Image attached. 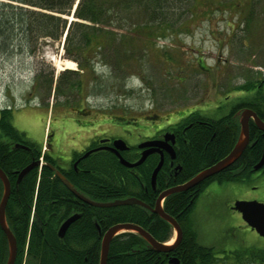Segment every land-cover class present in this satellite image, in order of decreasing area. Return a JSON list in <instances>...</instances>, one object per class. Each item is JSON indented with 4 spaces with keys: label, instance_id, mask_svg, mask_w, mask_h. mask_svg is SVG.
<instances>
[{
    "label": "trees",
    "instance_id": "16d2710c",
    "mask_svg": "<svg viewBox=\"0 0 264 264\" xmlns=\"http://www.w3.org/2000/svg\"><path fill=\"white\" fill-rule=\"evenodd\" d=\"M186 2L190 4L191 0H0V55L21 52L33 56L40 51V39L57 41L64 36V54L77 62L80 71L94 69V62L106 59L109 54L114 68L123 70L135 54L144 53L133 42L144 43L149 40L145 38L166 35L182 20L183 14L178 8ZM260 11L261 18L245 19L242 28L245 34L255 36L264 28V8ZM160 28L164 31L158 34L156 29ZM260 36L256 35L253 40H259ZM255 83L249 80L242 88L250 90ZM191 119L184 149L178 154L180 170L171 175L164 165L155 189L150 178L158 158L153 155L141 166L127 169L110 154L94 153L78 163V172L62 171L63 175L91 200L108 202L134 197L153 206L159 191L182 184L214 165L230 152L237 139V128L228 118L208 120L197 115ZM16 144L31 150L15 147ZM252 151L258 155L260 144ZM41 156L39 148L13 126L11 109L2 111L0 169L11 185L5 216L16 240L14 264H99L102 236L117 223L139 225L161 243L172 236V227L166 221L140 206L96 208L83 203L47 166L34 168L17 181L18 173ZM124 158L133 161L136 155ZM44 161L55 164L47 156ZM194 190L174 193L164 200L165 213L183 228L189 225V214L201 189ZM1 194L0 182V198ZM73 214L79 217L60 238L57 234L60 225ZM171 254L180 264L219 262L212 250L198 246L187 235ZM163 256L153 251L137 233L124 232L112 239L106 264H164ZM7 258V240L0 228V264H6Z\"/></svg>",
    "mask_w": 264,
    "mask_h": 264
},
{
    "label": "rangeland",
    "instance_id": "374dc122",
    "mask_svg": "<svg viewBox=\"0 0 264 264\" xmlns=\"http://www.w3.org/2000/svg\"><path fill=\"white\" fill-rule=\"evenodd\" d=\"M255 1L184 3L178 8L182 20L166 35L133 42L144 53L135 54L123 70L114 68L109 54L94 62V69L80 71L64 54V36L40 39V51L33 56L2 54L0 108L11 109L13 126L37 147L48 146L60 166L68 164L85 140L105 130L146 136V130L124 123L117 131L109 129L117 116L143 120L154 132L166 119L186 116L197 106L209 104L199 113L219 118L247 96L248 89L242 88L247 81L255 83L264 74V28L255 36L242 31L247 17L263 16L264 0ZM258 34L259 40H253ZM65 60L72 61L74 69L59 71ZM230 185L212 181L204 187L189 215L197 241L219 253L233 247L232 239L237 248H264V238L244 232L229 208L235 201L256 199Z\"/></svg>",
    "mask_w": 264,
    "mask_h": 264
},
{
    "label": "flooded vegetation",
    "instance_id": "af4514ba",
    "mask_svg": "<svg viewBox=\"0 0 264 264\" xmlns=\"http://www.w3.org/2000/svg\"><path fill=\"white\" fill-rule=\"evenodd\" d=\"M260 7L264 8V5H262ZM263 53H264V51H263ZM248 91H249L248 93H245L243 91V93L247 94V96L241 97V101L237 102V104L233 105L232 107L230 106V108L228 109V112H226L223 116H221L219 118H212L209 115L199 113L202 108H208L209 104L201 106V107L197 106V107L193 108L195 111H192L191 113H189L186 116H183V117L173 116L169 119H166L165 122H167V123L163 126V128L157 129L156 130L157 132L150 131V128L147 125L144 126V124L142 122L143 120L140 121V120H135V119H127V118H124L121 116L120 117L117 116L113 122L108 124L109 129H114L115 131H117V130H119L118 124L124 123L126 125H134V126H137V127H140L142 129L146 130L145 131L146 136L141 138L138 135H134V134H131L130 136L122 135L120 133L119 134H112V133H110L109 130H105V131H108L109 133H106L105 131H103L101 134L94 135L93 137L85 140L83 142L84 145H82L79 150L78 149L74 150L71 154V157L69 156L70 159H69L68 164H66V166H60L58 164L57 160L50 155V151H49L48 146L44 149L42 147H38V148L41 152V155H42L41 157H43V160H44V156L49 157V159H51L55 163L54 166L63 174L62 171H65L68 173H70L71 171L78 172V167H77L78 163L81 162L82 160L88 158L91 154H94V153L110 154L111 156L116 158V160L118 161L119 164H120L119 159H118L117 155L114 153V151H116L125 161H127V160L124 158V156L136 155L135 160L127 161L129 163H135L141 157V153L147 149V148H139L140 144L145 143V142H149V141H153V142L158 141V142H161L163 144V147L159 148L161 155H162V166H161L159 172L164 167V165H166L169 169V174L173 175V174H176L178 172V170H180V166H179L180 164L178 163V160H179L178 154H179L180 150L184 149V144L186 143V140H185L186 130L191 126V122H192L191 118H195L197 115H199V117H203V118H206L208 120L209 119L210 120H217L220 118H228L229 121L231 123H233V125L237 128V138H238V134L240 131L239 112L248 109L254 114V116L253 115L249 116V119H248V144L245 147V149L243 150V152L241 153V155L231 165H229L227 168H225L224 170H222L218 174L208 178L207 180L203 181L198 186H196L192 189H189L187 191H182V192L192 191L198 187L194 191L197 192L198 190L201 189L199 192L201 194L204 190V187L209 182L216 181L219 184L229 183V184H231L230 186L235 188L238 192L245 194V195H253L254 199H256V200H250V201H256L258 203L264 204V160L262 161L263 156H264V130H262L257 123V120H259V122L264 124V74L263 73L259 75V79H257V81L255 83V87L251 88ZM4 110H7V109L0 108V115H1V112ZM205 111H207V110H205ZM199 123H201V122H199ZM124 133H126V132H124ZM165 136H167L166 139H165ZM118 140H122L125 143L126 149H118L114 145V143ZM61 142H63V141H60L59 143H61ZM163 142H165V143H163ZM236 142H237V139H236L234 145L236 144ZM258 143L260 144V152L258 155H254V152L252 151V149ZM16 145H14V146L17 147ZM234 145H233V147H234ZM233 147H232V149H233ZM167 148L171 149L173 158H171V155L167 151ZM231 150H230V152H231ZM151 155L156 156L158 158V161L156 164V166H157L158 163L160 162V159H161V155L158 152H153V153L149 154L145 158L144 162ZM222 159H220V160H222ZM219 161H217V162H219ZM143 163H141L140 165H138L134 168H128V167L123 166L122 164H120V165H122L123 167H125L127 169H135V168L141 166ZM259 163H260V165L258 166ZM156 166H155V168H156ZM158 173L156 175V179H157ZM151 176H152V174H151ZM218 176H219V178H217ZM156 179H155L154 187L151 185L152 189H155V187H156ZM150 184H151V178H150ZM178 185H181V184H178ZM178 185L169 186V187L162 189L161 191H159L157 193L156 199L158 198L159 194H161L163 191H165L169 188L178 186ZM249 185H251V186H249ZM246 187H249V188H246ZM177 193H180V192H177ZM200 194H199V196H200ZM199 196H198V198H199ZM198 198H197V200H198ZM156 199H155V202H156ZM164 200L162 202V208H163ZM197 200L195 201V204H196ZM245 201H249V200H245ZM155 202H154L153 206H150L146 203L145 204L147 206H149L150 208H154ZM235 202H237V201H235ZM235 202H233L229 208L232 211V214L234 215V219L237 220V225L238 226L242 225L243 226L242 229H244V232L250 231L252 234L256 235L257 237L264 238V237L260 236L254 228H251L243 220L242 214L234 208ZM195 204H194V206H195ZM194 206H193V208H194ZM193 208H192V210H193ZM147 211H149L150 214H154L160 218L159 215L153 213L152 211H150V210H147ZM171 217H173V216H171ZM160 219H162V218H160ZM188 222H189L188 227L183 228L180 225V223L177 221V223L179 224L181 231H182V239L185 238L187 235L188 238L191 237L192 239H194L195 244H197L198 246L209 248L210 250H212V252H214V256L219 261L218 264H264V248H259V249L256 248L255 249V248H250L249 246H246V245L244 246L245 248H243V247L237 248L238 245H236V243H234V241L232 239L231 241L233 243V247L228 246L225 249H223L222 252L219 253L213 247L203 246V245L199 244V242L197 241V230L195 229V227L192 226L190 220ZM137 226H139V225H137ZM140 228L143 229L144 231H148L142 227H140ZM172 231L174 233L173 228H172ZM193 232L195 234L194 238L192 237ZM173 233H172V236L169 238V240L165 243L173 242V240H174ZM174 235H175V233H174ZM242 244H244V243H241V245ZM250 251H253V253H251ZM172 252L161 253L164 255L163 259L164 260L166 259L164 264H169L168 259L170 257H174L173 254H171ZM175 258H177V257H175ZM178 264H180V261Z\"/></svg>",
    "mask_w": 264,
    "mask_h": 264
},
{
    "label": "water",
    "instance_id": "95a60500",
    "mask_svg": "<svg viewBox=\"0 0 264 264\" xmlns=\"http://www.w3.org/2000/svg\"><path fill=\"white\" fill-rule=\"evenodd\" d=\"M254 114L246 109L239 112L240 117V131L238 134L237 142L234 145L231 152L224 157L222 160L217 162L216 164L198 172L196 175H194L192 178H190L185 183L169 188L165 191H163L161 194H159L158 198L156 199L154 208H150L147 206L144 202H142L139 199H136L134 197H127L124 199H116L113 201L108 202H97L94 200H91L90 198L84 196L83 194L79 193L74 185L65 178L62 173L52 164H47V166L50 168L51 171L54 172L55 176L63 183V185L80 201L83 203H86L90 206L96 207V208H113L118 206H130V205H137L142 208H145L147 210L152 211L153 213L157 214L162 218L164 221H166L174 230L175 238L173 243H161L155 240L147 231H144L139 226L132 224V223H117L113 226H111L102 236L101 240V246H100V258H99V264H106L108 252H109V246L112 241V239L124 232H135L138 235H140L148 244L151 249L157 253H169L174 250V248L180 243L182 239V231L177 223V221L171 217L170 215L166 214L162 208V202L163 200L168 197L169 195L177 192L187 191L189 189H192L199 184H201L203 181L207 180L208 178L218 174L225 168H227L229 165H231L243 152L245 147L248 144V119L249 116ZM257 123L259 127L264 130V124L259 122L257 120ZM168 136V135H167ZM165 136V139L167 138ZM165 143V142H163ZM114 145L118 149H126V145L122 140H118L114 143ZM17 146V145H16ZM23 147V146H22ZM163 147V144L158 141H149L145 142L139 145V148H147L141 153V157L135 162V163H129L125 161L116 151L114 153L117 155L120 164H122L125 167L128 168H134L141 163L144 162L145 158L153 153L158 152L161 155V152L159 148ZM167 151L171 155V158H173L171 149L167 148ZM264 160V156L262 161ZM261 161V162H262ZM260 162V163H261ZM258 164V166L260 165ZM43 165H40V161H32L28 166L23 168L18 173V180H20L25 174H27L30 170L34 168H42ZM162 166V155L160 162L156 166V168L152 172L151 176V185L154 187L155 185V179L156 175L159 172L160 168ZM0 182L2 184L3 192L2 197L0 200V228L4 232L7 240L8 245V258L6 264H14L16 259V253H17V247H16V240L11 232L5 216V207L8 201V198L10 196V182L6 176V174L0 169ZM234 208L238 210L242 214L243 220L251 227L256 230V232L264 237V204L258 203L256 201H237L234 204ZM79 217L78 214H74L67 218L59 227L57 234L60 238H62L67 231L68 227ZM169 264H178L179 260L175 257H170L168 259Z\"/></svg>",
    "mask_w": 264,
    "mask_h": 264
},
{
    "label": "bare ground",
    "instance_id": "6f19581e",
    "mask_svg": "<svg viewBox=\"0 0 264 264\" xmlns=\"http://www.w3.org/2000/svg\"><path fill=\"white\" fill-rule=\"evenodd\" d=\"M77 63V62H76ZM78 65V64H77ZM57 69L59 70V71H64V70H72V69H74V63L72 62V61H68V60H65L63 63H61V64H59L58 66H57ZM18 146H20V147H22L23 146V148H25L26 150H31V148L30 147H28V146H24V145H22V144H17V147ZM37 161H40V165H43V166H47V164H49L48 162H45L44 160H43V157H39V159H37ZM42 166V167H43ZM48 167V166H47ZM49 168V167H48ZM50 169V168H49ZM63 175V174H62ZM64 176V175H63ZM57 177V176H56ZM65 177V176H64ZM66 178V177H65ZM17 181H19L18 179H17ZM60 181V180H59ZM61 182V181H60ZM62 183V182H61ZM63 184V183H62ZM2 192H3V188H2ZM10 192H11V185H10ZM1 197H2V194H1ZM9 199V198H8ZM0 200H1V198H0ZM79 200V199H78Z\"/></svg>",
    "mask_w": 264,
    "mask_h": 264
}]
</instances>
